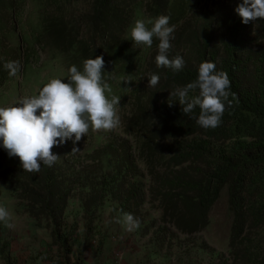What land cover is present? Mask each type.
I'll return each instance as SVG.
<instances>
[{
    "label": "trees",
    "instance_id": "16d2710c",
    "mask_svg": "<svg viewBox=\"0 0 264 264\" xmlns=\"http://www.w3.org/2000/svg\"><path fill=\"white\" fill-rule=\"evenodd\" d=\"M44 1L46 5L64 3ZM129 1L88 0L82 24L90 41L78 40L74 23L56 22L47 16L41 18V35L56 41L78 70L85 59L101 56L103 77L109 86L117 77L124 79L135 65V56L117 36L133 26V20L123 18L125 9L133 15L144 9L148 28L156 17H169L174 39L170 40L168 56L180 55L185 62L182 70L174 73L157 68L153 55L145 60L147 78L158 74V84L147 86L150 90L145 103L136 106L127 120L123 145L110 142L88 152L89 159L98 164L94 170L71 165L78 152H72L73 148L86 140L82 134L75 144L66 140L53 146L57 160L51 167L41 164L38 172L23 170L16 156L11 167H4L8 155L0 148V181L7 184L18 203H23L25 214L45 223L52 245L60 248L66 245L62 243L65 209L76 189L81 191V202L84 196L96 195L83 202L86 211L109 198L118 203L122 214H131V201L143 200L146 195L153 211H158L163 229L185 238L207 228L209 212L225 190L232 219L228 256L219 264H264V19L244 24L236 13L231 16L219 10L223 20L216 29L207 14H200V21L192 26L181 25L188 23H182L188 0ZM157 41L153 37L152 45ZM205 61L214 63L230 80L221 123L210 129L197 125L198 107L184 114L177 98L170 95L194 81L199 64ZM130 75L134 82L136 77ZM6 81L7 72L0 63V88ZM197 94L193 90L188 96ZM128 142L132 146L126 149ZM139 165L144 176L137 172ZM137 177L146 178L147 189L137 187ZM67 247L65 253L70 252Z\"/></svg>",
    "mask_w": 264,
    "mask_h": 264
},
{
    "label": "rangeland",
    "instance_id": "374dc122",
    "mask_svg": "<svg viewBox=\"0 0 264 264\" xmlns=\"http://www.w3.org/2000/svg\"><path fill=\"white\" fill-rule=\"evenodd\" d=\"M43 2L0 0V63L3 67L6 62H13L12 69L3 67L7 72V81L0 88V107H11L24 97L37 95L52 78L67 79V69L71 63L56 41L41 35L43 16L51 17L56 22L74 23L78 40L90 41L89 32L82 24L88 0H64L61 6ZM240 2L210 0L198 4L197 0L185 1L187 16L182 23H188L181 25L192 26L200 21V14H207L213 19L212 28L216 29L223 20L219 10L232 16L235 5ZM125 13L123 18L133 20V24L141 19L148 25V15L144 14V9L136 15L128 9H125ZM130 32L131 29L125 34L117 32V36L135 56V65L128 69L124 79L115 78L104 93L109 99L113 96L119 98L116 106L119 122L107 131L89 128L86 140L77 146V155L71 161L76 169H95L98 165L96 160L91 161L87 156L92 149L110 142L116 146L124 144L127 140L123 134L124 126L135 107L145 103V96L149 93L145 60L156 56L155 44L158 41L152 47L136 44L131 41ZM130 73L136 77L134 82ZM131 146L128 142L126 149ZM13 162L12 157L7 156L3 166L11 167ZM137 172L144 176L141 165ZM145 179L137 177V187L147 189ZM80 192V189H76L68 200L64 215L65 239L62 240L68 247L64 245L60 248L52 245L45 223L36 222L25 214L23 203H18L7 184L0 181V206L9 212L8 223L11 225L0 223V264H219L228 256V226L232 217L225 190L209 212L207 228L188 238L176 235L166 227L163 229L158 211H153L154 207H151L146 195L143 200L131 201L129 208L134 219L139 221V226L129 232L124 226L125 214L121 213L116 201L108 198L102 205L86 211L82 207L83 202H89L96 195L84 196L81 202ZM65 247L70 248V252L65 253Z\"/></svg>",
    "mask_w": 264,
    "mask_h": 264
},
{
    "label": "clouds",
    "instance_id": "9594fccd",
    "mask_svg": "<svg viewBox=\"0 0 264 264\" xmlns=\"http://www.w3.org/2000/svg\"><path fill=\"white\" fill-rule=\"evenodd\" d=\"M234 11L244 24L264 19V0H241ZM173 32L169 17L160 15L150 28L143 20L137 19L131 27L130 37L133 43L147 47L152 46L155 37L158 40L157 68H168L175 73L182 70L185 62L180 55L171 59L168 56ZM3 67L12 69L13 62H6ZM103 68L101 56L85 59L82 70L76 65L67 69L66 80L52 78L37 95L24 97L11 107H0V148L9 157H18L23 170L38 172L41 164L51 167L57 160V155L51 151L53 146L66 140L75 144L89 128L107 131L116 127L119 98L105 96L108 84L103 77ZM158 81V74H149L148 86L155 87ZM193 90L198 94L189 98L188 94ZM229 90L227 73L217 71L214 63L205 61L199 64L194 81L175 89L170 95L177 98L184 114H190L198 107L197 125L210 129L221 123ZM73 151L77 149L73 148ZM8 221L9 212L0 206V223L10 227ZM123 221L129 232L139 226V221L131 214H125Z\"/></svg>",
    "mask_w": 264,
    "mask_h": 264
}]
</instances>
